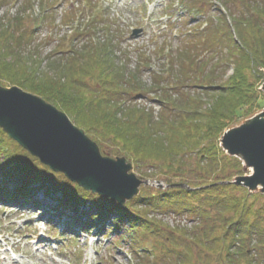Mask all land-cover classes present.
Instances as JSON below:
<instances>
[{
    "label": "trees",
    "instance_id": "1",
    "mask_svg": "<svg viewBox=\"0 0 264 264\" xmlns=\"http://www.w3.org/2000/svg\"><path fill=\"white\" fill-rule=\"evenodd\" d=\"M217 1L221 7L212 0H166L162 18L168 19L166 30L176 31L177 46H161L152 57L137 49L131 67L120 31H112L100 13L86 22L72 12L64 21L71 34L41 57L38 46L29 47L31 40L39 26L55 21L45 19L49 1L38 16L32 0H24L16 17L2 21L0 84L59 107L104 155L109 140L142 177L166 188L142 187L120 206L53 173L0 129V173L7 178L1 184L39 186L61 196V208L71 210L68 218L85 232L98 226L97 219L105 226L111 218L107 233L119 238L114 247L133 256L129 264H264V195L232 183L245 169L220 145L225 130L263 107L264 0ZM42 65L58 68L65 78L33 72ZM214 91L232 100L207 110L195 126H203L196 139H176L188 119L202 115L200 98ZM172 218L185 221L170 226L165 219Z\"/></svg>",
    "mask_w": 264,
    "mask_h": 264
},
{
    "label": "rangeland",
    "instance_id": "2",
    "mask_svg": "<svg viewBox=\"0 0 264 264\" xmlns=\"http://www.w3.org/2000/svg\"><path fill=\"white\" fill-rule=\"evenodd\" d=\"M23 1L24 0H5L0 4V33H2L4 27V23L2 22L4 21L3 19H12L16 17L20 12L19 9L23 7ZM33 1L35 3L34 10L36 14L41 16L43 7L41 6L42 0ZM53 1L56 0H51V5ZM72 3H74L75 9H77L78 4L76 0H66L63 4H57L56 7H52L48 12L49 16L47 15L45 19L53 20L55 24L51 25L46 21L36 29L29 47L34 50L35 46H38V52L41 54V57L49 54L54 49V46L57 45L56 38L61 33V25L64 24V21H61L62 16L64 15V17H66L64 12L68 11ZM164 4L165 0H95L96 8L99 9L98 11L100 14L105 15L107 19L106 22L112 26V31H120L123 41L121 47L130 53L128 63L131 64V67H134L137 61V54H140L137 49H140L141 52L152 57L162 44H168L171 49H175L177 46V40L172 38L174 34L169 31H164L166 30V21H160L164 12L163 9H165ZM79 6L82 9V4H79ZM167 11L169 13L171 12L170 10ZM86 14L87 12L85 16ZM27 15L30 18L35 16L32 12H29ZM189 20L192 21V18ZM172 23H175V21ZM187 25V27L191 26V24ZM180 26L179 24L174 28H179ZM32 30H34V28ZM134 30H141V33L134 35ZM1 46H6L4 40H0V51ZM15 51H17V49H15ZM117 55L118 57L120 56L119 53H117ZM4 58L6 61L5 64L9 62L6 57ZM13 61L14 59L11 58V62ZM49 65L33 67V72L37 73L38 71L42 74L46 72L53 77L61 73L58 68L54 69ZM157 69L156 62H154L153 70ZM232 73V70H230L229 75ZM60 77L65 78L62 74H60ZM144 78L148 83L150 82L149 72H145ZM4 87L12 88L13 86L9 84ZM263 87L264 82L260 84L259 91L261 93ZM215 92L216 91L210 92L208 95L205 94L200 98L202 102V109L200 112L202 115L198 116V118L193 121L188 119L185 122L183 131L178 132V137L176 139L186 140L193 136L196 139L203 126L201 125L200 129L195 126L204 122L207 110L215 109L221 105L220 103L227 101V94H218ZM231 100L232 99H229L226 103ZM138 103L142 106L152 107L151 102L146 99H139ZM57 108L61 110L59 107ZM156 109L158 110L157 107ZM61 111L64 112L63 110ZM263 112L264 94L263 107L259 110L257 109L249 116L245 115L240 117L233 126L225 130L224 134L246 125ZM64 113L69 117L66 112ZM121 115L122 114L119 113L118 117ZM123 115L129 119L131 118V116ZM104 143L106 144V152L109 153L108 157L115 159L123 156H118L116 152H114L116 150L114 147L112 148L109 140H106ZM240 161L245 169V174L242 176L251 175L253 172L252 168L248 167L244 160L240 159ZM132 171L139 179L144 178L135 167ZM3 179V175L0 174V181ZM143 180L146 181L145 178ZM148 185H153L155 187L154 182L149 181ZM48 205H50V203L43 204V206ZM73 221L74 220H70V223L74 225L73 231L70 232L67 231V226H64L63 223H59L58 225L57 218L47 214L42 207L35 209L32 207L20 208L9 205L4 201L0 202V264H128L133 260V256L126 247L122 249V247L117 248L113 246V243H116L119 238L116 235H109L107 233L111 218H109L106 225L103 226L104 229H92L91 233H86L78 225L74 224ZM165 221L168 222L170 226H176L184 222L185 219L172 218L165 219ZM50 225H54L55 228L52 229Z\"/></svg>",
    "mask_w": 264,
    "mask_h": 264
},
{
    "label": "water",
    "instance_id": "3",
    "mask_svg": "<svg viewBox=\"0 0 264 264\" xmlns=\"http://www.w3.org/2000/svg\"><path fill=\"white\" fill-rule=\"evenodd\" d=\"M0 128L54 173L120 205L133 200L141 186L148 184L132 172L128 159L103 156L97 143L64 112L19 87L0 85ZM221 144L228 155L252 168L251 175L234 183L264 194V112L224 134Z\"/></svg>",
    "mask_w": 264,
    "mask_h": 264
}]
</instances>
